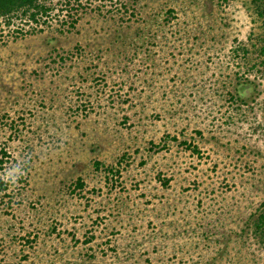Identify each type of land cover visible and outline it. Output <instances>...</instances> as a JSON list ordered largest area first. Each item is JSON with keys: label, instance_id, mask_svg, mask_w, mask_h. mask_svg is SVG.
<instances>
[{"label": "rangeland", "instance_id": "1", "mask_svg": "<svg viewBox=\"0 0 264 264\" xmlns=\"http://www.w3.org/2000/svg\"><path fill=\"white\" fill-rule=\"evenodd\" d=\"M39 1L0 18V264H264V0Z\"/></svg>", "mask_w": 264, "mask_h": 264}, {"label": "trees", "instance_id": "2", "mask_svg": "<svg viewBox=\"0 0 264 264\" xmlns=\"http://www.w3.org/2000/svg\"><path fill=\"white\" fill-rule=\"evenodd\" d=\"M16 11L26 14L27 17L38 21V19L42 17V13L45 14L48 11V6L39 0H0V18H9L10 15ZM247 82L250 83L248 78L239 76L238 81L235 82V86L233 87L235 91L230 94V96L234 97L236 95L239 100H244L242 98V93L243 89L247 87ZM110 170L111 167H108V171ZM75 183L80 186L81 180L77 178ZM262 204L264 205V203H260L256 208V212H254L255 216L252 218V231H256L259 235L260 242L264 243V206Z\"/></svg>", "mask_w": 264, "mask_h": 264}]
</instances>
